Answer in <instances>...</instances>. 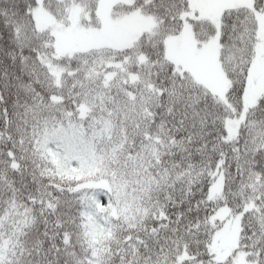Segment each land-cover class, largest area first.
<instances>
[{"label": "snow or ice", "instance_id": "1", "mask_svg": "<svg viewBox=\"0 0 264 264\" xmlns=\"http://www.w3.org/2000/svg\"><path fill=\"white\" fill-rule=\"evenodd\" d=\"M0 264H264V0H0Z\"/></svg>", "mask_w": 264, "mask_h": 264}]
</instances>
